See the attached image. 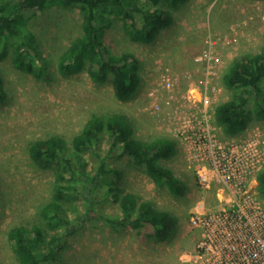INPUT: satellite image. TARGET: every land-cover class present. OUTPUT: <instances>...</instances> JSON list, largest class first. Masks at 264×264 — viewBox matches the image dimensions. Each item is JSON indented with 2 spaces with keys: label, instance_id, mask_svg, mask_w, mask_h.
I'll return each mask as SVG.
<instances>
[{
  "label": "rangeland",
  "instance_id": "obj_1",
  "mask_svg": "<svg viewBox=\"0 0 264 264\" xmlns=\"http://www.w3.org/2000/svg\"><path fill=\"white\" fill-rule=\"evenodd\" d=\"M149 9L154 11L156 7L149 6ZM167 12L170 24L148 44L133 42L119 19L107 31L106 45L113 55L129 53L138 60L139 86L127 101L115 97L112 76L105 84H96L86 72L71 76L59 73V54L82 35V13L76 6L40 12L28 26V33L35 39L36 52L47 62L46 74L37 77L16 70L11 54L0 61L3 92L0 102V264H18L8 240V232L13 227L36 225L44 231L46 239L55 233L39 215L52 199L57 168L38 167L30 159V144L54 137L61 141V152L66 156L74 155L76 162L73 138L82 133L94 115L104 121L114 116L122 118L129 139L143 143L157 139L174 142L173 153L159 163L184 183L187 190L184 196L177 197L167 188L157 186L143 167L135 165L129 156L121 155L122 144L111 150L112 137L104 130L96 153L89 151L80 155L86 172L93 175L100 159L109 155L107 163L119 171L112 184L117 198L133 195L138 205L145 202L167 212L175 221V227L165 239L159 240L150 227L111 226L101 217L121 219L123 214L119 202L104 196L103 184L94 193L99 202L95 208L99 216L78 223L76 232L65 238L62 252L46 264H182V255L193 251L201 238L191 217L196 210L213 215L219 192L244 186L264 208V193L258 182L260 173L256 177L252 175L257 163L244 167L240 174L241 185L238 179L225 175V182H217V170L211 168L208 152L200 149L204 142L199 140L202 131L195 129L192 135L176 130L178 121L188 115L177 110L186 107L177 92L183 93L187 76L201 81L204 64H197L195 60L202 57L206 40L216 42L219 92L210 97L212 108L232 96L233 91L221 84V77L233 62L263 52L264 0H189ZM137 25L141 26L140 16H137ZM167 76L177 82L171 93L165 89L164 77ZM261 88L264 100V83ZM254 109V101L250 100L248 124L235 135L225 133L211 118L210 129L204 132H208L207 137L216 144V149L237 155L252 147L264 151V116H257ZM261 157L260 171H264V157ZM199 170L206 174V183L200 181ZM85 207L83 197L65 203L71 219L75 218L74 213H84Z\"/></svg>",
  "mask_w": 264,
  "mask_h": 264
},
{
  "label": "trees",
  "instance_id": "obj_2",
  "mask_svg": "<svg viewBox=\"0 0 264 264\" xmlns=\"http://www.w3.org/2000/svg\"><path fill=\"white\" fill-rule=\"evenodd\" d=\"M189 0H3L0 1V61L11 54L14 68L18 71L41 77L46 74L47 62L36 52L34 36L28 33V26L36 14L56 7H78L82 13V35L74 39L59 54L58 71L71 76L86 72L96 84H105L112 76L115 97L120 101L129 100L137 91L140 82L138 60L125 53L113 55L106 45L107 31L115 20L123 26L133 42L148 44L160 30L170 24L167 9H176ZM149 6L156 7L154 11ZM158 7V8H157ZM141 17V26L137 25ZM264 83V50L255 56H244L233 62L221 77V84L233 91L229 100L214 107V118L229 135L240 133L246 128L250 113L248 103L254 101V112L264 116V100L261 84ZM2 75L0 72V102L3 100ZM106 130L112 137L111 150L123 145L121 155H127L133 163L144 168L152 181L165 187L177 197L185 195L187 187L174 177L172 172L159 163L168 158L174 150V142L157 139L143 143L129 139L126 124L114 116L104 121L94 115L82 133L73 138L72 147L77 160L61 152V141L54 137L33 141L29 147L30 159L40 168L55 166V184L52 199L41 209L39 219L55 233L46 239L38 226L30 228L16 226L8 232L18 264H46L55 260L64 248L65 238L76 232L77 224L83 220L98 217L95 209L99 202L94 198L105 185L104 196L119 202L122 218L101 217L111 226L142 229L150 227L159 240L165 239L175 227V221L165 211L154 209L149 203L137 204L133 195L117 198L113 178L119 171L107 163L109 155L101 158L99 167L91 175L86 172L80 156L84 152L96 153L101 134ZM75 157V156H74ZM260 190L264 193V172L258 177ZM84 198V213L69 217L65 203ZM40 219V220H41Z\"/></svg>",
  "mask_w": 264,
  "mask_h": 264
},
{
  "label": "built area",
  "instance_id": "obj_3",
  "mask_svg": "<svg viewBox=\"0 0 264 264\" xmlns=\"http://www.w3.org/2000/svg\"><path fill=\"white\" fill-rule=\"evenodd\" d=\"M215 46V41L206 40L202 57H197L195 60L197 64H204L201 81L192 80L191 76H187L183 93L177 92L186 104V107H179L177 110L185 111L188 115L182 121H178L176 130L182 134L191 133L192 135L195 129L202 131L199 140L204 142L200 149L208 152L211 168L217 170V182H225L223 178L225 175L228 178L233 177L236 181L238 179L241 185L242 175L240 174L249 163L250 165L257 163V170L252 174L253 176L256 177L264 172L260 171L259 165L261 156L264 157V151L261 152L256 147H252L241 155L225 153L221 148L216 149V144L207 137L208 132H204L210 129L208 122L212 117L214 118V107L211 106L210 97L218 91ZM164 82L166 91L173 92L177 82L172 81L168 76L164 77ZM248 169L247 167L246 170ZM198 176L202 183H206V174L203 170L198 171ZM217 200L219 202L213 215L196 210L191 217V222L194 228L200 231L201 238L193 251L182 255V264H264V208L262 205L244 186L219 192Z\"/></svg>",
  "mask_w": 264,
  "mask_h": 264
}]
</instances>
